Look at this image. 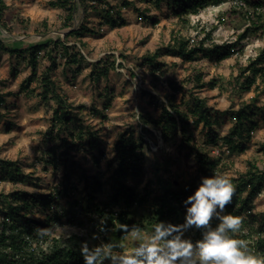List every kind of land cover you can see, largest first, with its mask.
Returning a JSON list of instances; mask_svg holds the SVG:
<instances>
[{
    "label": "rangeland",
    "instance_id": "1",
    "mask_svg": "<svg viewBox=\"0 0 264 264\" xmlns=\"http://www.w3.org/2000/svg\"><path fill=\"white\" fill-rule=\"evenodd\" d=\"M50 1L3 0L5 8L0 18V40L14 48L48 39H63L67 44L75 43L77 49L85 56L81 69L75 72L74 67L63 65L60 60V65L52 71V79L60 92L74 105L84 104L87 108L96 107L102 110L103 103L110 100L105 111L106 119L92 117L86 111L81 114L85 122L97 129L101 137L100 147L105 154L99 165L103 170L105 159L113 156L110 153H113V145L118 134L127 128L134 130L135 138L143 139L145 156L143 170L140 175L129 178V183L138 186L140 193L146 187L153 189L152 195L162 193L161 190L166 187L164 182L162 184L156 182L160 179L169 180L172 183L170 189H184L192 181L198 182L196 155L188 153L187 148L177 147L181 142L179 132L165 141L157 128L151 124L144 125L141 118L142 115L149 114L157 119L162 106L169 107V95L173 91L176 96L174 103L181 110L185 108L184 105L193 92L205 99L208 107L219 111L220 123L214 125V129L220 136H223L232 125L228 111H235L243 103L255 102V105L260 107L259 125L246 143L243 153L229 154L223 150L224 146L219 149L211 144L204 148L203 143L207 140L205 131L201 130L202 127L194 128L191 125L190 128L197 140L195 149L200 153L206 152L215 161L220 159L217 172H226L237 178L247 170L248 163L254 164L261 171L264 170V154L259 151V144L264 143L263 81L257 78L255 86L248 91L236 89L233 84L239 67L244 66L248 57H255L264 47V29L261 30V35L260 30L257 33L249 31L247 38L239 44L242 45V51L218 63L209 60L205 53L196 54L191 61H183L176 54L164 51L165 47L173 45L178 37L187 41L188 46L203 38L206 33H210L211 40L215 43L234 41L238 34L252 26L251 21L264 24V0H250V3H242L240 7L239 0H227L220 5H209L197 14L183 16H176L166 1L157 6L155 0H73L75 7L68 26L63 25L65 18L63 9L51 6ZM123 1L129 4L123 6ZM254 1H260L261 6L253 5ZM110 5L120 9L119 26H111L105 22L107 17L104 9H108ZM257 13L261 15L260 20L256 18ZM80 24L92 32H84L78 38L64 37L68 31L78 28ZM156 50H160V56L156 59L158 66L151 68L144 63L143 57ZM39 60L38 73L49 65L47 57L43 54ZM95 65L97 66L95 70L100 69L101 65H106L109 68L107 75L93 79L90 71L93 66L96 67ZM14 69L17 71L16 75L12 74ZM195 72L200 73L201 81L191 79ZM29 74L30 69L25 59L2 54L0 93L5 95L8 107L0 109V159L17 160L22 164L25 173L33 175L22 184L0 179V192L4 193L15 189H25L30 193H50L55 188L64 187L59 183L61 172L52 173L49 166L44 169V162L39 161L40 148L45 147L43 132L50 124L51 111L47 112L46 107L38 102L40 98L37 94L40 88L37 82H32L27 88L30 93L20 89L21 82ZM212 80L216 84L214 88L208 84ZM197 83H206V86L198 87ZM173 87H177V90ZM104 90L107 91L105 96L101 94ZM145 129L151 133H146ZM145 150L148 155L145 154ZM80 154L76 157L81 168L88 174H94L96 165L92 163V159L99 156L98 151L95 150L86 157ZM69 179L75 181L78 188L72 198L59 197L58 208L61 210L66 202L73 201L79 204L80 200L84 201L82 197L88 188L80 175H71ZM77 204L71 211L75 224H69L66 220L56 222L50 232L51 236L62 240H69L75 236L74 239L79 246L82 241H88L90 246L106 242V238L114 241L113 234L121 229L115 230L109 225L104 230L100 229V218L94 216V222H89L88 214H84L83 208ZM251 209L257 215L264 213V184L260 192L252 198ZM149 210L151 207L144 206L135 210L130 218L139 224L141 215L147 216ZM249 211L248 208L243 211V218ZM31 216L43 218L34 211ZM252 220L247 219L243 223L248 231L259 222ZM182 221L183 218L179 223ZM141 223L146 230L154 224ZM194 232L195 230L189 233L190 237L194 236ZM94 236L97 238L94 239ZM115 242L123 243L126 250L133 246L132 240L124 233ZM41 246L46 248V244ZM37 248L36 246V250ZM259 255H264V251Z\"/></svg>",
    "mask_w": 264,
    "mask_h": 264
},
{
    "label": "trees",
    "instance_id": "2",
    "mask_svg": "<svg viewBox=\"0 0 264 264\" xmlns=\"http://www.w3.org/2000/svg\"><path fill=\"white\" fill-rule=\"evenodd\" d=\"M163 1L172 7L176 16H183L197 14L209 5H220L227 0H155L154 3L160 6ZM239 1V7L242 3H250V0ZM49 4L63 9L65 12L63 25L68 26L75 7L73 0H51ZM128 4L127 1L122 3L123 6ZM252 4L256 7L261 6L260 1H254ZM91 6L94 8L93 5ZM4 8L5 4L3 0H0V18ZM84 8L87 9L85 6ZM107 8L104 9L107 17L105 22L111 26H119L120 9L112 5ZM110 10L114 13H110ZM257 14L256 18L260 20V13ZM250 25L252 26L238 34L234 41L215 43L211 40L210 33H206L203 38L196 40L190 46H188L187 41L178 37L174 44L166 46L164 51L176 54L183 61H191L196 54L205 53L209 60L218 63L242 51V45L239 46V44L247 38L249 31L257 33L260 30L261 35V30L264 29L263 23L251 21ZM84 32H92V30L80 24L78 28L68 31L64 37L66 39L69 37L78 38ZM2 53L15 54L17 57L26 60L30 74L23 79L20 89L30 93L31 91H28L27 88L32 82H37L40 88L37 94L40 98L39 101L48 105L52 104L50 124L43 132V146L45 147L40 148L39 161L44 162V169L49 166L52 173L61 172L59 183L63 184L64 187L63 189L55 188L50 193H30L25 189H15L8 193L0 192V264H83L78 242L74 239L75 236H72L69 241L50 234L56 222L66 220L69 224H75L74 214L71 211L76 207V202H66L62 210L58 208L60 207V196L65 199L72 198L73 193L77 191L78 187L75 181L69 179L71 175H80L88 186L84 197H82L84 201L80 200L77 205L83 208L84 214H88L89 222H94V216H98L101 220L99 227L102 230L108 228V225L115 230H120L121 225H136L137 222L132 220L130 215L144 206L151 207V210L147 216L141 215V222L143 223L153 224L159 219L179 223L185 212L182 201L195 190L200 177L217 172L220 163V159L215 161L206 152L200 153L195 149L197 140L190 126L202 127L201 130L205 131L207 140L203 143L204 148L209 144L219 149L224 146L227 153L233 154L244 152L246 143L251 139L253 131L259 125L260 113L258 112L260 107H257L252 100L253 103H243L235 111H228L232 125L223 136H220L214 129V125L220 123L219 111L213 107H208L205 99L193 94V92L186 101L185 108L181 110L174 103L176 96L175 91H173L169 95V107L163 105L157 119L149 114L142 115L141 118L144 125L151 124L157 128L165 141L179 132L181 142L177 147L187 148L188 153L196 155L198 182L192 181L184 189H170L169 186H172V183L167 179H160L156 182L159 184L164 182L166 187L161 190L162 193L152 195L153 189H148V187L140 193L138 186L129 183V178L140 175L143 170L145 160L143 139L140 136L139 140L135 138L134 130L123 129L113 145L114 155L110 159H105V170H103L99 165L100 159L105 154L100 147L101 137L96 131L97 129L85 122L84 116L81 114L86 111L92 117L99 116L106 119L105 111L109 107L110 100L103 103L102 110L96 107L87 108L84 104L74 105L60 92L52 79V71L60 65V60L63 65L74 67L75 72L81 69L85 56L77 49L75 43L67 44L63 39H48L44 42L14 48L0 40V57ZM41 54L47 57L49 65L38 73ZM159 56L160 50H156L154 53L143 57L144 63L151 68H156L158 66L156 59ZM110 64L112 65V63ZM95 68L97 66H93L90 71L93 79L106 76L109 71L106 65H101L98 70ZM16 73L17 71L14 69L12 74L16 75ZM257 78H261L264 84V47L255 57H248L244 66L239 67V73L236 75L233 84L236 89L248 91L252 86H255ZM191 79H195L197 82L201 81L200 73L195 72L191 75ZM208 84L211 88L216 85L213 80ZM197 86L204 87L206 83H197ZM173 88L177 90V87ZM101 94L105 96L107 91L104 90ZM4 100V95L0 93V108ZM145 132L151 133L147 129ZM95 150L99 153L97 158L92 159V163L96 165V170L94 174H88L85 169L81 168L76 156L81 153L86 157ZM259 151L264 154V143L259 144ZM247 165V170L233 180L236 190L231 203L226 206L225 214L230 213L243 217V211L246 208L250 210L247 215H244L243 223L247 219L259 222L249 231L242 224L237 235L248 242L253 252L259 254L264 251V213L257 215L252 212L251 200L262 189L264 170H259L252 163ZM32 176V173L23 171L17 160L0 159L1 180H9L13 184H22ZM28 182L31 183L29 180ZM32 184L35 183L32 182ZM242 192L246 194L243 195ZM33 211L38 212L43 218H33L31 216ZM141 222L137 225L143 227ZM217 222V220H213V226ZM40 229H49L50 231L45 234ZM122 234V231H116L113 234L114 241L119 239ZM199 236V231L195 230L194 236L191 238L196 240ZM42 244H46V248L42 247Z\"/></svg>",
    "mask_w": 264,
    "mask_h": 264
},
{
    "label": "clouds",
    "instance_id": "3",
    "mask_svg": "<svg viewBox=\"0 0 264 264\" xmlns=\"http://www.w3.org/2000/svg\"><path fill=\"white\" fill-rule=\"evenodd\" d=\"M233 180L226 172L200 177L195 190L182 201L181 223L159 219L147 230L140 225H121L133 242L130 249L110 239L91 246L82 241L83 264H264V255L253 252L237 235L244 218L225 214L236 190ZM213 220L218 221L215 226ZM193 230L200 233L196 240L189 235ZM40 231L46 234L50 230Z\"/></svg>",
    "mask_w": 264,
    "mask_h": 264
},
{
    "label": "crops",
    "instance_id": "4",
    "mask_svg": "<svg viewBox=\"0 0 264 264\" xmlns=\"http://www.w3.org/2000/svg\"><path fill=\"white\" fill-rule=\"evenodd\" d=\"M2 54H7L8 56H16L15 54H11V55H9L8 53H2ZM2 54H1V56H2ZM17 57V56H16ZM0 60H1V57H0ZM4 98H5V95H4ZM38 102H39V104H41V105H43V106H45L46 107V111L47 112H49V111H51V103L48 105V104H44V103H42L41 101H39V99H38ZM6 108V107H8V102H7V99H5L4 100V103H3V105L1 106V108ZM0 108V109H1ZM52 112V111H51ZM7 131V130H6ZM9 131V130H8ZM20 163V162H19ZM20 166H21V168H22V164L20 163ZM23 169V168H22ZM50 170V172H51V169H49Z\"/></svg>",
    "mask_w": 264,
    "mask_h": 264
},
{
    "label": "built area",
    "instance_id": "5",
    "mask_svg": "<svg viewBox=\"0 0 264 264\" xmlns=\"http://www.w3.org/2000/svg\"><path fill=\"white\" fill-rule=\"evenodd\" d=\"M264 37V36H263ZM223 150H226L225 147H223Z\"/></svg>",
    "mask_w": 264,
    "mask_h": 264
}]
</instances>
